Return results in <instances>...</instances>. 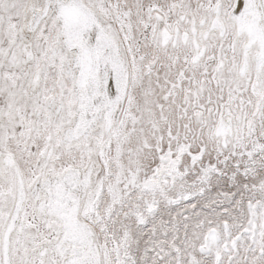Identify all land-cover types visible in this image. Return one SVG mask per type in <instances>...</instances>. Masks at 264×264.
<instances>
[{
	"label": "snow or ice",
	"instance_id": "6c2138e0",
	"mask_svg": "<svg viewBox=\"0 0 264 264\" xmlns=\"http://www.w3.org/2000/svg\"><path fill=\"white\" fill-rule=\"evenodd\" d=\"M0 264H264V0H0Z\"/></svg>",
	"mask_w": 264,
	"mask_h": 264
}]
</instances>
